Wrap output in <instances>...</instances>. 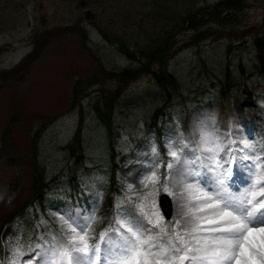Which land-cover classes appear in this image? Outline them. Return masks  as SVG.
<instances>
[{
    "label": "rangeland",
    "instance_id": "374dc122",
    "mask_svg": "<svg viewBox=\"0 0 264 264\" xmlns=\"http://www.w3.org/2000/svg\"><path fill=\"white\" fill-rule=\"evenodd\" d=\"M131 1L129 5L125 0H99L94 3V9L98 16L96 26L113 19L115 34L135 49L158 35L161 26L156 25L157 8L152 0ZM214 1L217 0H197V5ZM17 2L8 0V9L0 16V68H8L32 50V34L38 22L35 16L43 12L53 17L55 27H60L65 19L76 18L66 0H26L28 15L18 8ZM247 2L245 10L236 16L245 37L205 40L170 58L168 70L176 76L178 89L161 117H155L153 112L161 106L164 94L148 74L132 82L115 101L110 130L96 118L91 111L94 99L114 88L111 72L130 61L116 44L103 39L93 29L87 38L82 28L71 26L73 30L65 34L55 30L53 33L59 36L49 39L38 57L26 64L27 72L21 78L8 79L0 91V221L25 202L27 206L25 212L16 216L24 229L20 226L17 240L11 241V257L5 263L0 253V264L17 259L13 255L17 250L24 253L20 264H50L57 260L64 239L61 214L79 218L80 223L83 217L94 216L89 231L93 237L115 228L114 218L123 217L141 231L148 229L143 238L155 237L152 251L158 252L160 245L169 242L168 235H158L160 229L153 228L135 207L140 203L136 193L145 191L140 180L150 174V168H158L161 180L167 174L169 188L179 192L178 187L173 188L176 181L193 182L196 173L201 174L197 179L216 175L220 169L214 166L231 158L228 167H235L236 171L229 191L237 188L242 191L252 184L257 168L252 169L249 179V170L243 166L248 161L236 164V160L248 157L256 161L255 152L264 143V69L259 66L253 42L254 35L264 33V0ZM56 6L61 7L63 14L56 11ZM112 15L120 17L122 22ZM79 17H83L80 8ZM67 23L70 25L71 21ZM182 36L185 35L179 38ZM4 42L9 43L8 49L1 48ZM91 77L97 82L85 88L90 94L82 102L85 115L79 153L83 157L76 160L69 155L66 144L79 122V110L69 108L70 97L76 81ZM14 113H18V118L10 128L8 120ZM36 115L52 118L37 140L35 155L45 178H55L41 202L32 198L34 169L27 141L43 121L36 119ZM245 143L253 147L246 149ZM218 146L228 148L225 160L220 159L223 154L218 152ZM170 149L185 154L183 177L173 178L169 173ZM111 183L119 189L108 194V200L104 188ZM129 184L134 191L128 190ZM159 191H164L162 183L157 185L154 197L162 224L168 226V233L173 236L183 235L189 242V250L167 260L147 256L149 264H207L199 259L203 253L190 251L195 236L207 235V232L203 235L204 227L199 233L189 235L188 229L180 225L178 212L165 220L158 207ZM107 201L112 209L103 213ZM171 221L180 223L170 224ZM147 251L146 246L141 248V252ZM104 255L113 260L118 254L105 251Z\"/></svg>",
    "mask_w": 264,
    "mask_h": 264
},
{
    "label": "snow or ice",
    "instance_id": "6c2138e0",
    "mask_svg": "<svg viewBox=\"0 0 264 264\" xmlns=\"http://www.w3.org/2000/svg\"><path fill=\"white\" fill-rule=\"evenodd\" d=\"M204 142L207 143V139ZM252 147L247 143L244 144L246 149ZM207 150L212 151V149ZM226 150L225 147L218 146V152ZM168 155L172 158L171 162L167 163L169 173L173 178L183 177L185 175L183 171L185 154L182 151L170 149ZM220 159L225 160V157L221 155ZM230 159L225 160L224 164L217 163L214 166L220 169L216 175L197 179L201 174L196 173L193 176V182L176 181L173 188L179 187V193L169 188L170 182L167 174L161 180L158 168L155 170L150 168V174L141 178L140 184L145 191L136 193L140 198V203L135 207L141 216L153 225V228L160 229L158 235H168L169 242L166 245H160L158 252L152 251L154 247L152 241L155 237L148 235L143 238L149 230L141 231L140 227L129 223L123 217L114 218L116 227L101 231L97 238L89 235L94 216H85L83 223H80L79 218H73L70 214H61L60 219L63 221L61 234L64 239L60 245L59 258L51 261L50 264H121V262L123 264H149L147 256H160L167 260L180 251L189 250V242L183 235L177 233L173 236L168 233V226L162 224V218L155 208L156 187L161 183L165 192L173 197L179 195L185 201L182 207L187 209L184 212V218L187 221L189 235L201 231L200 222H206L211 226L204 229L208 235L194 237L195 244L190 251L203 253L199 259L206 261L207 264H264V198L256 200L258 194L264 197V187L259 188V193L254 190L256 184H251L242 191L238 188L229 191L236 171L235 167H228ZM245 160L248 163L243 166L249 170V179L253 168H264V165L259 163V158L252 161L248 157H239L236 164ZM192 163L194 164L195 161ZM128 190L134 191L133 185L129 184ZM149 201H151V206H149ZM169 223L179 224L180 222L171 221ZM64 225H67V229ZM125 225H127L126 228ZM145 246L148 249L147 253L141 252V248ZM105 251L109 253L114 251L118 255L115 259L109 260L104 255ZM13 255L17 259L11 260L9 264H20V258L24 253L17 250Z\"/></svg>",
    "mask_w": 264,
    "mask_h": 264
},
{
    "label": "trees",
    "instance_id": "16d2710c",
    "mask_svg": "<svg viewBox=\"0 0 264 264\" xmlns=\"http://www.w3.org/2000/svg\"><path fill=\"white\" fill-rule=\"evenodd\" d=\"M162 4L158 6L160 8L154 11V14L158 15L164 20L169 28H162V30L151 38L147 43L139 45L135 50L129 48L126 45L124 39L118 38L115 35L110 36L107 27L100 26L99 31L107 38L110 42H115L118 49L134 63L137 62V66L129 65L125 68L114 70L112 76H114L115 86L110 91H103L97 95L96 100L93 102L92 107L96 116L103 122H106L107 126L110 127L111 114L114 110L115 100L121 95L126 86L136 79L141 74L151 75L156 84L161 88L164 94V102L157 111L164 109V105L172 100L178 89L177 78L173 72L168 70L170 58L183 48L198 45L204 41V39H216L222 37H242L244 32L237 25L236 16L239 12L244 11L248 6L247 0H218L214 4L203 3V5L197 6L196 0H161ZM181 2L182 4L181 6ZM182 36L179 38V36ZM254 44H256L257 55L261 62V66L264 69V34L258 36L254 35ZM97 82V79L91 77L86 81L79 80L73 89V95L71 97L69 107L72 108L75 105L80 110L79 113V125L76 129V133L73 136L71 142V152L74 153L76 147L81 149L83 146L82 136L80 134L81 124L83 122V109L81 107L82 98L88 94L86 87H90L92 84ZM39 118H45L46 122L37 127L35 135L30 137L31 146L33 152H36L37 137L43 131L49 118L36 115ZM16 118L14 115L11 117L10 123L13 124V120ZM78 154V158L82 155ZM35 173L32 177V189L33 198L40 200L45 197L46 188L49 187L50 183L54 181L53 178L49 180L44 179L43 172L38 162L33 164ZM17 211L8 214L5 220H10L15 216ZM1 226V224H0ZM15 225L7 226L5 234L11 230H15ZM1 229V228H0Z\"/></svg>",
    "mask_w": 264,
    "mask_h": 264
},
{
    "label": "flooded vegetation",
    "instance_id": "af4514ba",
    "mask_svg": "<svg viewBox=\"0 0 264 264\" xmlns=\"http://www.w3.org/2000/svg\"><path fill=\"white\" fill-rule=\"evenodd\" d=\"M67 2H69V4L72 6V11L76 13V18L75 17H71L69 19H65V22L63 24H61L60 22V27H55L54 24L56 22V20L52 17L49 18L45 15V13L42 15H39L38 19V26H39V30L40 32H38L37 36L38 37H42L43 34H47V32H50L54 29H57V31L59 32H67L73 30L71 28V26H73L74 29H79V22H80V17H79V5H78V0H66ZM18 8H20V10L22 11H26L27 15H28V8L26 7V5L28 6L29 4H26V0H18ZM38 6V5H37ZM8 7V0H0V16L2 17V15H5V12L7 11ZM39 7V6H38ZM56 11L63 14L62 13V9L61 7H57L56 6ZM58 14V13H57ZM62 16V15H61ZM67 20L71 21V24L69 25L67 23ZM7 42H4L3 47H1L2 49H4V47L7 45Z\"/></svg>",
    "mask_w": 264,
    "mask_h": 264
},
{
    "label": "bare ground",
    "instance_id": "6f19581e",
    "mask_svg": "<svg viewBox=\"0 0 264 264\" xmlns=\"http://www.w3.org/2000/svg\"><path fill=\"white\" fill-rule=\"evenodd\" d=\"M225 148H226V146H225ZM226 149H227L226 151L222 152V154H223L224 157L226 156V153L228 152V148H226ZM255 155H256V159L259 158V163L262 164V165H264V143L262 144L260 150H258V151L255 152ZM256 170H257L256 171V176L254 177V179L251 182H252V184H256L257 185L254 188V190L257 193H259V188L260 187H264V168H257ZM178 189H179V192H180V188L179 187H178ZM179 192H177V193H179ZM262 198H264V197H262L261 195L258 194L257 197H256V200L259 201ZM184 202L185 201L183 199H181V197L179 195L176 196V198L173 201L172 209H173V213H175V212L176 213L177 212L179 213V220L181 221V224H180L181 227L188 229L187 228V221L184 218V212L187 209H185V208L182 207V204ZM201 215H205V214H201ZM200 223H201V228L204 227V229H206L208 227H211L210 225H207L206 222H200ZM205 234H206V232L203 233V235H205ZM207 235H208V233H207Z\"/></svg>",
    "mask_w": 264,
    "mask_h": 264
},
{
    "label": "water",
    "instance_id": "95a60500",
    "mask_svg": "<svg viewBox=\"0 0 264 264\" xmlns=\"http://www.w3.org/2000/svg\"><path fill=\"white\" fill-rule=\"evenodd\" d=\"M93 14L94 13L91 10L84 12V16H86L87 19L93 18L94 17ZM0 86H1V81H0ZM159 198H160L161 209H163L165 215L169 216L172 210L170 198L166 194H160Z\"/></svg>",
    "mask_w": 264,
    "mask_h": 264
}]
</instances>
